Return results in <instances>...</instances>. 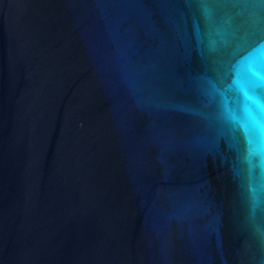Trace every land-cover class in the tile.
<instances>
[{
	"label": "water",
	"instance_id": "water-1",
	"mask_svg": "<svg viewBox=\"0 0 264 264\" xmlns=\"http://www.w3.org/2000/svg\"><path fill=\"white\" fill-rule=\"evenodd\" d=\"M262 47V0H0V264H264Z\"/></svg>",
	"mask_w": 264,
	"mask_h": 264
},
{
	"label": "snow or ice",
	"instance_id": "snow-or-ice-1",
	"mask_svg": "<svg viewBox=\"0 0 264 264\" xmlns=\"http://www.w3.org/2000/svg\"><path fill=\"white\" fill-rule=\"evenodd\" d=\"M262 2H264V0H262ZM259 51L261 52V56H260V60H259V63L261 65L262 68H264V47H262L261 49H259ZM258 75L261 77V78H264V71H260L258 73ZM247 95V93H245ZM233 119H235V117L233 116ZM241 128L245 131V133L248 132V127L246 124L244 123H241ZM255 131H256V135L259 139L261 140H264V122L262 121H257L256 122V128H255Z\"/></svg>",
	"mask_w": 264,
	"mask_h": 264
}]
</instances>
